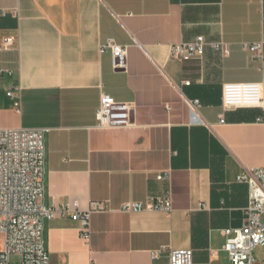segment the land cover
<instances>
[{
  "label": "crops",
  "instance_id": "crops-1",
  "mask_svg": "<svg viewBox=\"0 0 264 264\" xmlns=\"http://www.w3.org/2000/svg\"><path fill=\"white\" fill-rule=\"evenodd\" d=\"M6 37L0 129H48L42 205L90 212L88 242L69 216L44 222L48 264H168L187 249L193 264H231L223 231L244 222L237 177L264 168V104L224 110L222 86L264 82L242 49L264 53V0H0ZM197 37L202 59L170 58ZM108 39L126 47L124 71L101 51ZM101 93L134 104L133 126L96 128ZM164 196L169 213L123 210Z\"/></svg>",
  "mask_w": 264,
  "mask_h": 264
},
{
  "label": "built area",
  "instance_id": "built-area-1",
  "mask_svg": "<svg viewBox=\"0 0 264 264\" xmlns=\"http://www.w3.org/2000/svg\"><path fill=\"white\" fill-rule=\"evenodd\" d=\"M15 40L6 37L0 43V52L13 49ZM206 43L202 37L191 42L170 45L169 56L176 61L202 59ZM225 56L227 48L221 44L211 46ZM243 51L264 62L263 43L242 44ZM108 50L116 71L126 69L127 49L108 39L101 51ZM11 76V71L0 70V75ZM12 97L11 93H7ZM264 82L228 83L222 86L224 110L262 107ZM197 101L191 102V114ZM134 104L115 102L101 93L96 112V128L123 129L133 126ZM48 129H0V264H48L49 256L44 247L43 224L69 216L79 225L82 240L90 237V212L79 211L75 203L44 207V173L46 161L45 137ZM168 175H157V180H167ZM237 182L247 187V206L241 228L226 229L223 251L231 264H258L253 255L255 249L264 248V168L244 169ZM124 211H159L169 213V196L156 198L142 204L123 206ZM160 251L151 252V259L158 258ZM12 258L18 260L12 261ZM90 264H94L91 261ZM168 264H193V252L175 250L169 253ZM260 264H264L260 263Z\"/></svg>",
  "mask_w": 264,
  "mask_h": 264
},
{
  "label": "rangeland",
  "instance_id": "rangeland-1",
  "mask_svg": "<svg viewBox=\"0 0 264 264\" xmlns=\"http://www.w3.org/2000/svg\"><path fill=\"white\" fill-rule=\"evenodd\" d=\"M264 222V220H263ZM1 237H0V250H1ZM255 260L257 261L258 264L263 263L264 262V248H257L255 249L254 253H253ZM12 261H15V258H12Z\"/></svg>",
  "mask_w": 264,
  "mask_h": 264
}]
</instances>
